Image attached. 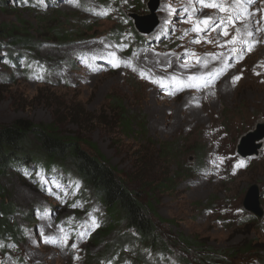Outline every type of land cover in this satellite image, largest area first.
I'll use <instances>...</instances> for the list:
<instances>
[{
	"label": "rangeland",
	"instance_id": "rangeland-1",
	"mask_svg": "<svg viewBox=\"0 0 264 264\" xmlns=\"http://www.w3.org/2000/svg\"><path fill=\"white\" fill-rule=\"evenodd\" d=\"M49 1L8 0L13 10L0 9V24L20 23L35 42L0 48V56L22 54L16 64L0 59V125L26 118L102 155L151 207L167 243L160 264H203L198 255L209 251L217 264H264V139L257 156L236 154L239 138L264 120V0H248L236 21L249 23L251 51L227 43L235 28L211 0H157L153 16L151 0ZM135 15L150 16L153 28L138 31ZM209 16L215 25L193 30ZM31 60L46 68L42 79L25 73ZM57 174L9 169L0 179L22 232L0 240V264H108L113 235L95 237L105 209L94 200L85 207L89 191ZM254 183L260 218L242 205Z\"/></svg>",
	"mask_w": 264,
	"mask_h": 264
},
{
	"label": "trees",
	"instance_id": "trees-1",
	"mask_svg": "<svg viewBox=\"0 0 264 264\" xmlns=\"http://www.w3.org/2000/svg\"><path fill=\"white\" fill-rule=\"evenodd\" d=\"M7 1L0 0V9L13 10L10 4L8 6ZM15 1L20 5L26 1L31 5L33 1L50 2L49 0ZM97 1L105 5L110 2V0ZM77 2L80 4L81 0ZM20 26L22 25L18 22L0 24V48L4 45L9 48L22 46L26 49L35 45L29 34L26 33L27 37L21 35ZM63 37L67 38L71 35H63ZM21 55L12 51L1 55L0 59L16 64ZM24 58L23 62H25ZM112 60L117 61V56L113 55ZM23 69L26 74L35 75L39 79H42V73L46 72L44 66L33 60L28 61ZM9 169H20L28 173L29 178L38 171L43 175H58V172H63L64 178L80 182L84 187L83 190L89 191L87 197L91 198L84 202L85 207L94 200L105 209L104 220L100 223L101 226L95 237L97 240H104L113 235L111 241L106 244V252L103 255L106 263L109 264L110 261L111 264H160V261H166L167 243L157 233L155 223L149 215L152 211L149 204L144 203L138 191L128 188L125 181L117 175L116 169L102 155L88 152L77 138H63L52 128L36 126L26 118L16 119L9 125H0V179ZM3 191L0 184V240L14 241L22 232L11 223L14 206L5 201ZM79 193L83 191L78 190V196H82ZM178 240L185 244V247H189V243L184 241V238L180 237ZM4 245L5 243H2L0 247ZM147 247L151 250L149 256L144 252ZM214 254L209 251L206 255L198 256L203 264H212L215 263ZM118 257L120 262L115 260Z\"/></svg>",
	"mask_w": 264,
	"mask_h": 264
},
{
	"label": "water",
	"instance_id": "water-1",
	"mask_svg": "<svg viewBox=\"0 0 264 264\" xmlns=\"http://www.w3.org/2000/svg\"><path fill=\"white\" fill-rule=\"evenodd\" d=\"M157 0H151L148 2V8L151 11V15H154V11L157 7ZM150 16L140 17V16H132L134 17V22L136 19V28L140 32H148L153 28V24L150 25L149 20ZM264 139V120L259 119L255 123L254 128L248 130L245 134H243L236 145V154L242 158L247 159L251 157H255L259 154V149L261 147L262 141ZM259 187L256 183L249 186L247 189L245 196L243 198L242 205L244 209L251 212L257 218H260L263 214L262 208L260 206L259 201Z\"/></svg>",
	"mask_w": 264,
	"mask_h": 264
},
{
	"label": "snow or ice",
	"instance_id": "snow-or-ice-1",
	"mask_svg": "<svg viewBox=\"0 0 264 264\" xmlns=\"http://www.w3.org/2000/svg\"><path fill=\"white\" fill-rule=\"evenodd\" d=\"M123 2L126 4L128 3V0H123ZM199 2L201 4H204L205 0H199ZM248 0H231V4H227L225 2V0H211V2H209L207 4L208 7H212V8H216L218 9L220 12H227L229 13L228 15V20L229 22L233 25V27L235 28V32L234 34H232L231 36V40L227 41V43L231 44V45H237V44H241L244 45L248 51L252 50V47L254 46L255 41H249L246 39V37H252L254 35V33L250 30H248V24L245 22H242V27L237 28L236 27V21L237 19L240 18V13L243 11V5L245 3H247ZM239 4L240 7L239 8H235L233 7V5ZM187 11V10H186ZM98 15H108V12H101L98 13ZM220 24H224V20L221 19L219 21ZM258 23V22H257ZM211 25H215V20L213 17H204L202 20H196L195 21V26H194V31L200 32L203 31L206 28H209V26ZM257 31H259V29H257ZM229 31L227 30V28H225V30L223 31L222 35L227 37L229 36ZM199 42V41H197ZM211 42V41H208ZM232 52H239L241 51L240 49H237L236 47H233L231 49ZM197 62H199V58H196ZM115 66H119L118 64ZM258 74V73H257ZM141 76H144V73L141 72ZM240 77H233V81L235 82L236 80H238ZM221 160V162H223V158H219ZM215 163V161H214ZM243 164V162H241V165ZM95 227H99L98 224H95ZM67 240L68 237H65L63 243L65 246H67ZM45 242H55V241H48L46 240ZM71 247L73 249H75L77 247V245L75 243L71 244ZM76 259H79V257H75ZM109 264H111V262L109 261Z\"/></svg>",
	"mask_w": 264,
	"mask_h": 264
},
{
	"label": "bare ground",
	"instance_id": "bare-ground-1",
	"mask_svg": "<svg viewBox=\"0 0 264 264\" xmlns=\"http://www.w3.org/2000/svg\"><path fill=\"white\" fill-rule=\"evenodd\" d=\"M238 5H239V4H238ZM243 9H244V8H243ZM247 21H248V20H247ZM247 24H249V23H247ZM262 143H263V141H262ZM261 147H262V144H261ZM261 147H260V148H261Z\"/></svg>",
	"mask_w": 264,
	"mask_h": 264
}]
</instances>
